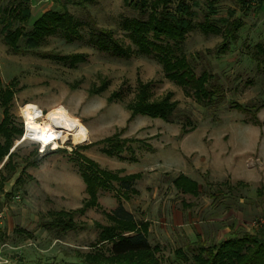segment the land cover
I'll return each instance as SVG.
<instances>
[{"label": "rangeland", "instance_id": "obj_1", "mask_svg": "<svg viewBox=\"0 0 264 264\" xmlns=\"http://www.w3.org/2000/svg\"><path fill=\"white\" fill-rule=\"evenodd\" d=\"M81 1H31L40 13L63 11L66 7L82 22L80 38L72 43L56 34L37 50L41 54L82 55L84 62L72 68L39 52L14 54L4 43L0 23V90L12 86L10 114L23 133L25 121L27 138L22 141V133L14 141L16 169L4 170L9 181L5 185L8 196L0 195V244L8 245L6 256L25 264H73L93 250L100 232L96 223L108 224L99 210L76 217L85 224L84 230L59 233L39 226L41 217L49 211L74 210L88 199L80 174L81 157L120 177L142 175L135 180V192L129 193V199L122 194L121 185L114 182L110 190L100 191L99 204L108 212L123 207L136 222H149L148 240L152 247H158L161 264H177L175 251H186L192 243L177 227L181 222L216 220L203 239L208 245L225 239L217 227L231 226L233 234L239 235L262 229L264 194L259 196L257 191L264 186V107L255 119L252 105L264 103V73L250 56L253 47L264 42V15L257 6L241 11L239 0H221L217 14L210 18L211 25H219L217 21L228 18L230 11L245 25L237 44L218 56L222 35L206 33L201 27L208 0H188L194 29L184 42L183 53L197 75L203 70L216 75L226 96L217 106L208 107L169 80L154 57H124L100 50L95 41L99 29H106L113 31L125 48L136 51L121 23L138 17L137 10L126 7L123 0H84L77 5ZM10 2L0 0V7ZM170 8L174 10L175 4ZM38 16L14 28L29 31ZM143 84L149 85L153 101L171 95L177 102L178 115H188L195 129L184 135L177 120L132 116L128 107ZM27 103L37 105L45 114L55 109L66 111L88 128L89 139L54 141L51 145L57 150L40 152L38 141L27 136ZM231 103L247 105L251 112L233 108ZM2 119L0 105V122ZM107 139L133 142L127 143L121 154L108 155ZM199 145L206 150L205 156L190 154ZM202 157L208 167L202 166L194 173L199 196L176 189L173 181L180 175L190 178L189 170L195 169L194 163ZM11 248L18 249L17 253Z\"/></svg>", "mask_w": 264, "mask_h": 264}, {"label": "trees", "instance_id": "obj_2", "mask_svg": "<svg viewBox=\"0 0 264 264\" xmlns=\"http://www.w3.org/2000/svg\"><path fill=\"white\" fill-rule=\"evenodd\" d=\"M123 1L126 7L138 11V17L126 18L121 23L122 30L127 33L136 51L134 52L131 47L125 48L115 38L113 31L99 29L95 42L101 51L111 50L116 55L124 57H131L132 54L152 56L162 65L165 76L182 87L198 103L213 107L225 100L224 87L220 84L218 77L207 70L197 75L183 53L184 42L194 29L193 11L188 0ZM220 2L221 0H208V12L205 15L204 24L201 25L206 33L222 35V41L217 47L218 56L226 54L232 46L237 44L240 31L245 25L242 18H234V11H230L228 18L219 19L217 21L219 25H211L210 18L217 14V6ZM262 2L263 0H257V7H260ZM83 3L84 0L77 5L80 6ZM173 4L175 8L171 10L170 6ZM251 6L249 0H239L241 11H248ZM0 12L2 13L0 23L4 43L14 54L38 53L37 50L45 40L56 34H61L66 42L72 43L80 38V28L83 26L82 22L77 20L65 7L63 11L44 12L32 24L29 31H24L19 27L14 28L16 24L30 21L32 13L29 0H11L9 5L0 7ZM41 55L46 58L52 57L71 68L85 60L79 54L60 55L44 52ZM250 56L258 70L264 73V42L257 43ZM148 88V84L141 85L135 102L129 105L132 116L143 115L167 122L177 120L182 124L181 133L184 135L195 129L188 115H178L177 102L172 100L171 95L153 101ZM13 97L12 86L0 90V105L3 108V119L0 122V163L8 156L7 162L0 170V191L7 179L3 170L16 169L14 164L16 153H10V149L14 141L23 133L22 129L14 125L10 114ZM231 106L240 111L251 112L247 105L231 103ZM263 107L264 103L252 105L255 109L253 113L255 119L256 114ZM257 122L258 119L255 120V123ZM131 142L133 140L116 142L114 139H107L109 147L106 153L108 155L121 154L125 150V145ZM79 168L88 199L75 210L48 212L40 222V227L59 233L84 230L85 224L79 223L76 217L96 209L104 214L108 224L96 223V228L100 232L98 241L93 245V250L84 253L81 260L73 264H161L157 255L158 247H152L148 240L149 222H136L123 207L108 212L99 204L100 191L110 190L114 182L121 185L124 190L122 194L129 199V193L135 192L133 188L135 180L142 175L133 174L120 177L119 173L101 169L96 162L86 157H81L79 160ZM173 182L176 189L184 194H191L195 197L200 194L198 182L188 177L180 175ZM257 193L262 196L264 186L258 189ZM175 260L177 264H264V227L258 232L246 231L240 235L233 234L225 240L210 245L199 237L197 241L187 245L186 251L182 248L177 249Z\"/></svg>", "mask_w": 264, "mask_h": 264}, {"label": "bare ground", "instance_id": "obj_3", "mask_svg": "<svg viewBox=\"0 0 264 264\" xmlns=\"http://www.w3.org/2000/svg\"><path fill=\"white\" fill-rule=\"evenodd\" d=\"M41 116L40 108L37 105L26 104L27 136L38 141L42 148L57 140L66 142L70 137L76 142L89 139L88 128L64 110H52L43 114L44 121H37V118ZM25 139L27 138L25 137ZM52 146L54 149V145Z\"/></svg>", "mask_w": 264, "mask_h": 264}, {"label": "crops", "instance_id": "obj_4", "mask_svg": "<svg viewBox=\"0 0 264 264\" xmlns=\"http://www.w3.org/2000/svg\"><path fill=\"white\" fill-rule=\"evenodd\" d=\"M31 1L32 0H29V3H30V8H31V13H32V17L36 14H38L39 16L36 18V20L46 11H43V12H38V9H37V6L35 4H31ZM257 10L262 14L264 15V0L261 4L260 7H257ZM31 17V19H32ZM35 20V21H36ZM34 21V22H35ZM33 22V23H34ZM32 23V24H33ZM200 147H196L195 149H193L194 151H191L190 154H194L195 157H201V156H205V154L207 153L206 150L201 146L199 145ZM14 152V149H13V146L12 148L10 149V153ZM8 160V156H6L4 158V160L0 163V170L3 168V166L5 165V163L7 162ZM195 161H198V160H195ZM204 167L205 169L208 167L207 163L204 162V158L202 157L201 159L199 158V163H194V167L195 169H192V170H189L191 172H189V177L194 180V181H198L197 178H195V175L194 173L196 174L195 170H197L198 168L201 169V167ZM4 171V170H3ZM192 173V174H191ZM6 177V175H4ZM7 179L5 180V182L3 183V189L0 191V195L2 196H8V193L6 191V188H5V185H6V182L9 181V177H6ZM19 179H17L18 181ZM16 181V183H17ZM8 184V183H7ZM207 207V204L205 205ZM78 209V208H77ZM75 210V209H74ZM50 212V211H49ZM47 215V214H46ZM46 215H43L41 217V221L42 219L46 216ZM40 221V222H41ZM216 220H212V219H192V220H189L187 222H181L177 225V227L180 228V231L182 234H185L187 235L188 239L191 241V242H195L198 240L199 237H201V239L203 240L205 238V235L207 233L206 230L209 231V228L210 226H212L211 224H213ZM150 224V223H149ZM151 225V224H150ZM40 226V224H39ZM218 228V233L219 235L221 236H224L225 239H227L228 237H230L231 235H233V232H232V227L231 226H228V227H217ZM47 231V230H46ZM149 232H150V228H149ZM229 233V234H228ZM224 239V240H225ZM18 263H22V262H17ZM25 264V263H23Z\"/></svg>", "mask_w": 264, "mask_h": 264}, {"label": "built area", "instance_id": "obj_5", "mask_svg": "<svg viewBox=\"0 0 264 264\" xmlns=\"http://www.w3.org/2000/svg\"><path fill=\"white\" fill-rule=\"evenodd\" d=\"M249 2H250V4L254 7V6H257V0H249ZM40 111H41V117L40 118H37V121H41V119L43 118V114H45L44 112H43V110L42 109H40ZM26 123H25V121H24V133H23V136H22V138H21V140L23 141V140H26L25 139V133H26V125H25ZM30 140V139H29ZM59 141L60 140H57V142L59 143ZM36 142V141H35ZM38 143V145L40 146V148H39V150H40V152H45V150L48 148V149H51V150H53V151H55V150H57V149H53V146L52 145H47L46 147H44V148H42V145L39 143V142H37ZM2 213H0V221L2 220ZM7 248H9L8 247V245L7 244H0V264H17V261H15L14 259H12L11 257H9V256H6V252H7ZM11 250H14L16 253H17V250L18 249H15V248H11Z\"/></svg>", "mask_w": 264, "mask_h": 264}]
</instances>
